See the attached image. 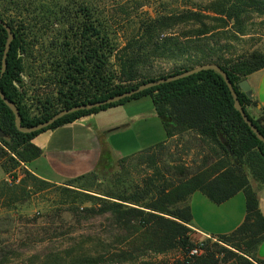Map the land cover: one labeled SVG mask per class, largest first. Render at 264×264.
I'll list each match as a JSON object with an SVG mask.
<instances>
[{
  "label": "trees",
  "instance_id": "1",
  "mask_svg": "<svg viewBox=\"0 0 264 264\" xmlns=\"http://www.w3.org/2000/svg\"><path fill=\"white\" fill-rule=\"evenodd\" d=\"M134 5L136 10L145 5L149 8L133 15L127 12V5L107 0H0V20L14 34L0 91L18 109L21 128L36 126L62 110L104 101L141 84L214 64L225 72L245 115L264 137V109L259 118L250 116L247 109L256 103L238 88L240 81L264 69V55L253 51L225 58L228 46L219 44L225 33L215 32L230 23L237 35L245 36L252 16L261 18L259 24L264 26V0H209L206 4L155 0L153 8L144 2ZM6 40L0 25V68ZM158 61H172L174 67L168 73H154ZM143 97L150 98L166 139L118 160L107 182L93 172L56 187L22 168L41 155L32 143L40 133ZM15 121L0 99V168L10 179L0 182L3 205L14 210L48 189H58L71 199L56 210L27 219L25 224L31 229L24 234L28 242L20 244L42 245L61 236L53 227L56 218L63 221L68 217L80 224L101 217L116 231L120 247L93 254L82 242L21 259L13 256L16 249L0 246V264H155L146 258L173 251L180 258L165 264L256 261V249L264 241V217L245 169L264 185V143L234 109L230 91L216 71H200L115 104L67 114L33 133L18 131ZM193 144L199 152L193 154L189 168L184 157ZM132 164L135 170L144 169L141 176H133ZM195 192L216 205L242 193L245 216L231 233L210 236L217 242L204 240L203 254L190 256L195 244L190 236L188 200ZM42 217L49 219L41 228L38 218Z\"/></svg>",
  "mask_w": 264,
  "mask_h": 264
},
{
  "label": "crops",
  "instance_id": "2",
  "mask_svg": "<svg viewBox=\"0 0 264 264\" xmlns=\"http://www.w3.org/2000/svg\"><path fill=\"white\" fill-rule=\"evenodd\" d=\"M246 80L252 90L251 99L256 103L253 111H247L249 114L250 111L256 114L264 109V69L252 73ZM125 105L86 115L68 125L40 133L32 143L41 150V155L22 167L38 179L56 185L82 175L114 168L118 160L139 152L120 155L119 152L128 147L126 131L137 125L143 115H147L150 120L160 121L153 105L146 108V112L131 114L127 113ZM159 143H150L147 148ZM248 179L256 194L259 211L264 217V185H259L252 178ZM188 205L192 215V228L205 237L231 233L245 216L242 193L216 205L203 194L195 192L190 196ZM255 258L264 262V241L257 247Z\"/></svg>",
  "mask_w": 264,
  "mask_h": 264
},
{
  "label": "rangeland",
  "instance_id": "3",
  "mask_svg": "<svg viewBox=\"0 0 264 264\" xmlns=\"http://www.w3.org/2000/svg\"><path fill=\"white\" fill-rule=\"evenodd\" d=\"M154 1L155 0H107V2H109L110 4L115 5L116 3L121 2V4L127 5V7L129 8L127 12H132L133 15L142 11H146L149 8V5H145L136 10L135 5L134 7L132 6L134 2H144L150 3L152 5ZM195 1L206 4L209 0ZM112 8V10L115 9L114 7ZM261 20V18L252 16L247 22L245 36L237 35L234 26H232V24L230 23L224 29H216V33L221 32L222 30L225 33L224 35H222L221 41L219 43L220 45L226 44L228 46L227 50L224 51L223 56L225 58H235L237 56L244 55L253 51L261 52L264 55V26L259 24ZM212 25L216 26V24L214 23ZM173 67L174 63L172 61H158L154 64L152 72L168 73ZM125 104V108L128 110V114H131L133 112H146V108H151L152 106V102L149 97H143L140 100H133ZM248 109L253 111L251 107ZM252 111H250V116H252L253 118H259L261 116L260 110L256 114H253ZM150 119L151 118H149L147 115H143V117L139 119L140 122L137 123V125L132 126L131 129L126 131L128 132V147L120 151V155H130L131 153H135L136 151L144 150L150 145V143L152 145L164 140L165 135L162 129L163 127L161 122L158 119H155L154 121ZM192 148L193 150L191 151V153H188L186 157H184L185 161H187L188 163L187 166L189 168L192 167L189 161L194 159L193 154L199 152L198 149H196L195 144L192 145ZM171 153L175 154V152ZM197 164H199V162ZM114 171V168H106L101 173H98V175L101 179L103 178L107 182ZM130 171L133 176L138 177L143 174L144 169L142 167H139L135 170V166H133L132 164V168L130 169ZM15 172L18 174V176H21V169H17ZM245 172L247 173L248 178H251L247 169H245ZM9 180V176H7L0 168V182ZM81 183L82 182H79L78 184ZM64 186L65 185L63 184L56 185V187ZM67 188L78 190L69 186H67ZM67 196V193H64L58 189H48L46 191H41L32 195V197L28 201L17 204L15 206V209L11 211H8V209L3 205L4 201L0 200V246L5 247L9 251L16 249L17 252H15L13 256L20 255L21 259H25L35 253L44 254L50 248L61 251L68 248L74 243L81 244L82 242L84 243V248L91 249V252L93 254H103L105 250H107L108 252H113L115 249H118L120 247V244L116 241V231H114L107 220L101 217L83 221L80 224L74 223L72 218H68L66 216V218H64L65 220L63 221H60L56 218L53 220V227L58 228V231L62 233L61 236L53 238L50 242L43 243L42 245L28 244L27 247H24L20 244V242H28L27 240H25L26 235L24 234V230L27 231L31 228L30 225L25 224V222H27L26 220L37 217V214H40L41 216L49 210H56L58 207H61V204H64L65 202H71V199H67ZM64 207H67V205H65ZM19 218L24 219L23 221H21ZM48 219L49 218L45 217L38 218V224H40L39 227L42 228L44 222H47ZM189 228L191 230L190 236L193 242H203L207 239H210L212 242H217L216 239L205 237L196 233V231H194V229L192 228V223ZM8 256L11 259V253ZM179 258L180 253L177 251H173L164 256L150 255L146 258V260L155 264H165L166 262H171ZM249 261L252 264H260L258 262L259 260L257 261V259L256 261L249 259Z\"/></svg>",
  "mask_w": 264,
  "mask_h": 264
},
{
  "label": "water",
  "instance_id": "4",
  "mask_svg": "<svg viewBox=\"0 0 264 264\" xmlns=\"http://www.w3.org/2000/svg\"><path fill=\"white\" fill-rule=\"evenodd\" d=\"M0 25L4 28V30L7 33V40L5 43V47L3 50V56H2V61H1V68H0V78L3 76L5 69H6V65H7V54L8 51L10 49V45L11 42L14 39V34L11 31V29L0 20ZM205 70H214L216 71L224 80L226 86L228 87L230 94L233 98V102H234V109L239 112L243 122L250 128V130L254 133V135L257 137V139L259 141H261L262 143H264V137H262L260 135V133L257 131V129L252 125V123L249 121L248 117L245 115L243 109L240 106L239 100L237 98V94L234 90V87L232 86V84L230 83L227 75L225 74V72H223L217 65L214 64H205V65H201L199 67L193 68L191 70L185 71L181 74H177V75H173V76H169L167 78H161L158 80H154L152 82H147L144 84H141L140 86H138L137 88L130 90L128 92H125L121 95L115 96V97H111L109 99H106L104 101H99V102H94V103H88V104H84V105H79L67 110H62L60 112H58L57 114H55L54 116H52L50 119H48L45 122H42L36 126H33L31 128L28 129H23L21 128L20 124H21V116L19 114L18 109L15 107V105L13 103H11L8 99L5 98V96L1 93L0 91V99L2 100V102L5 104L6 107H8L11 112L14 114L15 116V126L18 129V131L23 132V133H33V132H37V131H41L45 128H48L49 126H51L54 122H56L58 119L62 118L63 116L73 113V112H77L80 110H85V109H91V108H97V107H101V106H105V105H109V104H115L117 102H120L124 99L127 98H131L132 96L159 86L161 84H165V83H170L173 81H177L179 79L191 76L193 74H196L200 71H205ZM238 88L239 90L248 98L251 99L252 98V90L249 86V83L247 82L246 79L240 81L238 83Z\"/></svg>",
  "mask_w": 264,
  "mask_h": 264
},
{
  "label": "built area",
  "instance_id": "5",
  "mask_svg": "<svg viewBox=\"0 0 264 264\" xmlns=\"http://www.w3.org/2000/svg\"><path fill=\"white\" fill-rule=\"evenodd\" d=\"M195 246L194 248H192L189 252L190 256H199L202 254L203 251V242L202 241H198V242H194Z\"/></svg>",
  "mask_w": 264,
  "mask_h": 264
}]
</instances>
